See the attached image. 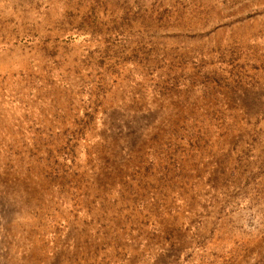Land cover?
Segmentation results:
<instances>
[{"label":"rangeland","instance_id":"obj_1","mask_svg":"<svg viewBox=\"0 0 264 264\" xmlns=\"http://www.w3.org/2000/svg\"><path fill=\"white\" fill-rule=\"evenodd\" d=\"M117 227L264 264V0H0V264Z\"/></svg>","mask_w":264,"mask_h":264},{"label":"crops","instance_id":"obj_2","mask_svg":"<svg viewBox=\"0 0 264 264\" xmlns=\"http://www.w3.org/2000/svg\"><path fill=\"white\" fill-rule=\"evenodd\" d=\"M104 185L109 186L108 183ZM137 187L140 188L139 185ZM137 196L139 204V195ZM93 214L90 213V217L102 218L106 213ZM131 230L132 233L117 227L102 230L99 235L90 234L87 239L85 237L84 244H77L68 250H57L54 264H171V261L167 263V258L162 255L159 238L141 235L139 228Z\"/></svg>","mask_w":264,"mask_h":264},{"label":"bare ground","instance_id":"obj_3","mask_svg":"<svg viewBox=\"0 0 264 264\" xmlns=\"http://www.w3.org/2000/svg\"><path fill=\"white\" fill-rule=\"evenodd\" d=\"M19 83H23V81L22 80H19Z\"/></svg>","mask_w":264,"mask_h":264}]
</instances>
